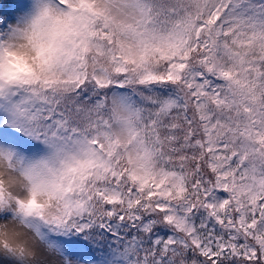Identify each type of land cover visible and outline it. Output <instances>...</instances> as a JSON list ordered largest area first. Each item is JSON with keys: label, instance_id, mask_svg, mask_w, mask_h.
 <instances>
[{"label": "snow or ice", "instance_id": "6c2138e0", "mask_svg": "<svg viewBox=\"0 0 264 264\" xmlns=\"http://www.w3.org/2000/svg\"><path fill=\"white\" fill-rule=\"evenodd\" d=\"M0 264H264V0H0Z\"/></svg>", "mask_w": 264, "mask_h": 264}]
</instances>
